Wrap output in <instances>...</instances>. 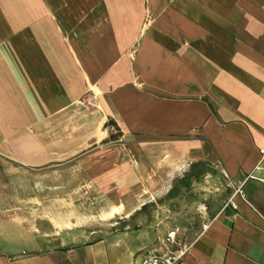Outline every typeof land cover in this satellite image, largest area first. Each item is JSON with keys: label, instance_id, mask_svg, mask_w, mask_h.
Returning a JSON list of instances; mask_svg holds the SVG:
<instances>
[{"label": "crops", "instance_id": "1", "mask_svg": "<svg viewBox=\"0 0 264 264\" xmlns=\"http://www.w3.org/2000/svg\"><path fill=\"white\" fill-rule=\"evenodd\" d=\"M262 148L264 0H0V264H141L170 225L100 223L194 164L226 193L181 264H264Z\"/></svg>", "mask_w": 264, "mask_h": 264}, {"label": "rangeland", "instance_id": "2", "mask_svg": "<svg viewBox=\"0 0 264 264\" xmlns=\"http://www.w3.org/2000/svg\"><path fill=\"white\" fill-rule=\"evenodd\" d=\"M216 177L215 170L207 164L191 165L180 179L174 181L166 196L150 200L138 210L129 213L126 218L120 220L119 216H116L110 221L103 219V223L100 224L108 231L118 232L145 229L149 226H154L156 230V226L164 222L163 224H169L171 231L176 232L178 236L184 234L183 238L186 240L210 215L212 206L224 199L226 187L223 182L216 181ZM15 199L22 201L24 197L17 196ZM68 199L70 204L79 205L99 202L98 198L85 195H76ZM98 223L99 221H96V224ZM109 224H112L111 228Z\"/></svg>", "mask_w": 264, "mask_h": 264}, {"label": "built area", "instance_id": "3", "mask_svg": "<svg viewBox=\"0 0 264 264\" xmlns=\"http://www.w3.org/2000/svg\"><path fill=\"white\" fill-rule=\"evenodd\" d=\"M259 155L260 161H264V148L259 150ZM189 249L190 245L184 238L171 232L160 245L143 253L141 264H181Z\"/></svg>", "mask_w": 264, "mask_h": 264}]
</instances>
